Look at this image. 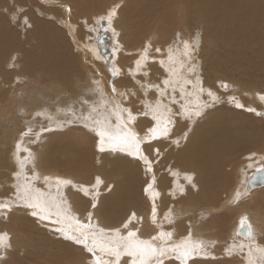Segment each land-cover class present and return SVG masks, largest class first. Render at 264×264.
Returning a JSON list of instances; mask_svg holds the SVG:
<instances>
[{
    "label": "rangeland",
    "instance_id": "374dc122",
    "mask_svg": "<svg viewBox=\"0 0 264 264\" xmlns=\"http://www.w3.org/2000/svg\"><path fill=\"white\" fill-rule=\"evenodd\" d=\"M136 1L132 2V4L130 0L116 1L120 7L117 8V15L111 27L115 28L120 35L115 37L111 28L106 23L103 25L104 21H101V18L95 17L96 15H93V13H88L87 16L85 14V17H83L82 13L75 6H71V9H73L69 14L65 8L42 4L41 0H0V10H8L7 12L0 11V41L6 42L0 46V166H2L0 167V201L13 196L15 191L12 187L15 183L13 173L18 169L11 154L14 151L16 141L20 138V133L30 126L34 133L39 134V140L35 144H32L29 142V138L25 137L22 146L31 148L37 157L39 156L36 170L39 173L42 172L40 174L42 177L49 175L51 177L55 176L54 178L60 177L72 180L77 185L91 184L89 186V195L87 196L83 192H77L75 189L70 191V186L69 188H62L61 191L69 197V204L71 198H74L77 202L75 206L77 211L74 212L71 208L69 215H73L74 213L77 217L84 220V217L87 219L89 213L92 214L94 210L99 208L98 215L100 220H103L104 225L101 226L105 229H115L116 227H122L132 214L135 213L136 217L142 218L138 223L134 220L133 224L135 222L136 228L141 232L138 235H141L143 239H150L153 236L154 230L162 228L165 231H172L175 235L173 237H176L177 241L183 239L185 235L187 237L189 231H192V239L199 236L202 240L207 241L209 243V255L207 258L195 256L190 258L193 260H188L187 264H192V261H194L193 264H245L242 258L246 253L228 257L224 254L223 250L233 243L240 244L242 241H245L246 244L248 243V238L237 235L240 219L243 216L248 217L253 228L256 225L254 229L258 230L259 234L257 232H255L256 235L255 233L253 234L256 238L259 235L258 242H264V186L256 188V190L250 192V195L248 193L242 201L235 204L236 206L228 203L234 198L233 196L229 198L232 191H245L247 179L250 177L249 174L255 171L256 168L252 167L250 169L252 161L254 162L257 156H260L258 165H264V117L258 115V113H264V101L260 100L258 95L264 94V25L260 21L254 23L255 29L252 28L250 33L245 32L243 28L237 27L238 32L231 31L226 36L225 32L222 35L217 34V32L213 33L215 30L207 24L199 23V21L196 22V20L193 22V18H189L191 14L188 16L182 11L180 4L171 6L169 0H145L143 3L138 0ZM245 1L250 3V0ZM109 2H106L107 4L104 2L105 7L110 5ZM61 3L71 5L67 0H61ZM104 4L101 6L103 7ZM17 10H20L18 18L13 15ZM103 12L104 10L98 13ZM220 14L224 15L221 12ZM24 17L28 18L31 27L25 26ZM164 17L165 19H163ZM225 18H229V16ZM238 20H243V15ZM37 22H42L48 28L43 29L39 33ZM223 24L225 25L226 32H229L230 23ZM87 28L91 31L88 32ZM92 29L96 30L92 31ZM197 35L200 36L201 41L200 48L196 53L195 62L199 65L201 86L205 90L211 89L215 92L221 98V102L208 109L203 117L194 121L176 118L177 122L174 126H171L172 130L167 139L155 140L150 145L147 144L143 147L145 155L153 151L151 153L153 154L152 156L155 157L154 155L156 154L158 156L153 158L151 155H148L152 161L153 172L156 176V186L154 187L160 193L155 201L157 211L159 212H157V221L162 222L161 226L158 227L151 221L152 199L149 196L150 194L145 192L147 184L151 181L152 173H147L143 161L138 160L139 163L134 162L133 165L125 164L124 167L130 170L123 171L118 167V164L115 165L113 163L118 154L113 153L114 156L112 155L108 159L106 157L109 155H107L108 152H99L97 146L99 137L94 131L90 130L91 125L89 128H86L83 123L77 122L57 128L55 120L50 122L45 117H36L35 113L43 110L55 114L57 108H65L71 103L77 111L78 116L81 112L87 115L89 105L81 108L79 101L88 99L91 104L93 101L97 102L99 100L98 96L91 93L93 81H99L101 88L104 84L105 87H108H106L107 89H110L111 83L115 82L118 92H135V96L129 95L128 99L123 101L124 106L131 108L134 113L143 111L145 110L144 101L150 100L149 102L154 103L159 97L154 88L148 89L147 95H145V89L141 88L140 84H161L162 86L163 79L168 78L169 73L167 71L164 72L166 68L161 67L159 60L165 59L167 62L168 47L182 49L181 40L191 41ZM77 37L78 39H76ZM117 41L121 45L120 52L114 58H110L112 50L116 48ZM149 42L151 44L154 43L152 44V49L149 51L150 59L143 69L148 75H143L142 71L133 76L132 72L135 69V61L139 58L144 46ZM91 43H94L96 46V51L93 54L90 51L86 53L85 47L82 46H89ZM246 46H252V48H246ZM157 47L161 48L163 52H155L154 49ZM242 47L243 49H241ZM27 48L31 49V52ZM96 55L102 58L98 59ZM21 56L23 57L21 58ZM14 57L16 62L13 60ZM95 58L96 60H94ZM109 64L119 67L121 69L120 74L117 76L111 75L108 67ZM127 71L131 72L128 73ZM137 81L140 84H137ZM225 83L229 85L227 89L222 87ZM169 93L171 94V89H169ZM106 97L109 99L107 95ZM229 97H235L237 101L244 105V108H237L235 102L229 103ZM95 99L97 100L95 101ZM201 99H208L206 91ZM164 102L167 103L168 99L165 98ZM172 107L175 111L179 108V104ZM248 108H255L256 112H249L247 111ZM21 110H23V114H21ZM2 113L4 114L2 115ZM58 119H64V117H58ZM238 120L245 124L241 125L242 123ZM217 121L224 125L234 122V125L239 124V126L245 127L244 131L239 129L241 135L236 137V140H240L241 144L237 146L235 151L226 150L219 152L220 156L214 157L213 155V160L217 158L220 161L214 164L213 167L201 170L197 164H199L200 159L205 157L204 154L208 157L207 154L210 152L203 148L202 143L198 142L204 140L205 145L207 143L211 144L217 141L214 138L217 137L220 127L232 129L222 126L223 124L215 126L214 124H217ZM136 123L141 128L140 133L144 134L147 128L151 127L154 122L151 121L150 116L140 115L133 126H136ZM46 127H51L53 131H42ZM185 133H187L186 139L184 138ZM244 137L248 140L244 139ZM249 138H253V140L249 141ZM175 140H179L181 145L173 143ZM77 142H79V146ZM249 143L251 144L249 145ZM70 144L74 146L76 154L77 147L88 150V162L91 170L87 171L84 167L74 170L75 168L64 169L63 166H50L49 169L56 173L50 172L44 174L41 170L40 158L46 153L48 148L54 147L51 150L50 161L55 159L59 160L60 163H64V150ZM158 147L160 149L159 153L156 152ZM199 151H202L203 154L199 155ZM22 155L26 154L22 153ZM121 155L122 157L126 156ZM211 155L209 154L208 158H211ZM119 160L124 161V159ZM125 161L128 162V160ZM172 173H177L178 176H174ZM29 175H31L30 171ZM184 175H193L194 182L198 188L192 189ZM97 176L106 180V183L101 184L98 190L92 186L95 185ZM54 178L51 191L53 195H56ZM239 180H241V183L235 185ZM124 181L126 182L124 183ZM79 182L82 184H78ZM110 184L113 185L111 186ZM179 185H183L186 189V196L176 195L177 197H175L171 195ZM35 186L45 192L48 191L42 179L35 181ZM109 187L112 189L109 190ZM195 191L196 193H194ZM92 192L93 194H90ZM90 196L91 198L97 197L95 200L98 204L97 209L91 207L94 200ZM124 196H130V199L127 201L129 202L131 211L130 213L129 209L125 211L128 215L122 211L123 208L117 205L118 200H120L119 198ZM104 200L114 201L112 208L113 215L116 217H114L115 220L110 219L109 221L106 213L102 214L105 206ZM163 208H165V214L171 210L174 223L169 224L164 219L165 214L160 212ZM11 213H9V216ZM126 216H129V218H126ZM0 219V231L5 230V232L10 234L12 238L11 243H13L14 247L11 250H2L3 259L0 260V264H88L91 258L90 254L80 247V245H74L72 242L64 240L59 234H56L55 228L43 223L40 224L38 220V222L31 223L30 225L26 223H20L19 227L15 225L20 230L12 231L14 225L11 224L10 218L5 219L4 217H0ZM260 219L262 221H258ZM12 221L15 223V219H12ZM260 225L263 227L260 228ZM16 234L18 236H15ZM201 238L197 237L195 240H201ZM230 238L232 239L230 240ZM238 238L241 242H239ZM211 254L216 256V259H212L213 256ZM174 260L175 257L173 256L171 260H166L165 264H170L171 262L172 264H180L179 261Z\"/></svg>",
    "mask_w": 264,
    "mask_h": 264
},
{
    "label": "snow or ice",
    "instance_id": "6c2138e0",
    "mask_svg": "<svg viewBox=\"0 0 264 264\" xmlns=\"http://www.w3.org/2000/svg\"><path fill=\"white\" fill-rule=\"evenodd\" d=\"M42 4L55 5L60 8L67 9L71 13V6L61 3V0H41ZM120 5L114 6L107 12L106 17H102L101 21L111 28L113 36L118 37L119 32L112 28L113 20L117 15V8ZM0 11L7 12V9ZM19 11L13 13L18 18ZM24 24L26 27H31L27 17H24ZM96 29H92L95 31ZM74 31V29H73ZM179 35V34H178ZM182 49L169 47L167 49V64L165 59H160L159 64L165 67L169 73L168 78L163 79L161 84H140V87L147 90L154 88L158 94V99L154 103L144 101L143 111L134 113L131 108L125 107L123 101L128 99V96H135V92L125 93L118 92L115 82L111 83L110 91L112 93L111 100L106 98V93L100 87L99 81H93L91 93L99 97L97 102L89 103L88 99L79 101L81 108L89 105L87 115L83 112L77 115V111L70 103L65 108H57L56 113L46 111H37L36 117H45L48 121L55 120L56 127L62 128L73 123H83L84 127L94 131L99 137L98 150L100 153L111 152L120 153L128 157L136 158L143 161L147 173H152L151 181L147 184L145 192L150 194L152 199L151 221L158 227L162 222L157 221V207L156 198L160 193L154 187L156 184V176L153 172L152 161L148 155L144 154L142 145H150L152 141L159 139H167L174 126L176 118H184L189 121H194L203 117L208 109L215 104L221 102V98L211 89L205 90L201 84V77L199 74V65L195 62L196 53L200 48V37L197 35L193 40H181ZM121 47L119 41L116 42L117 50ZM152 49L151 42L147 43L139 58L135 61V69L132 72L133 76L136 73L143 71L145 64L150 59L149 51ZM85 51H92L85 46ZM155 52L160 53L161 48L154 49ZM97 58H102L97 56ZM15 60V57L13 58ZM107 63V62H106ZM178 65V67H177ZM109 71L111 75L117 76L121 69L115 65L109 64ZM143 75L148 73L143 71ZM191 86V88H189ZM227 89V83L222 85ZM171 89V94L169 93ZM207 100H202L201 97L205 94ZM178 93V95H177ZM259 99L264 101V94H258ZM165 98L168 102L165 103ZM229 103L235 102L237 108H244V105L236 100L235 97H229ZM179 104L177 110H173V105ZM249 112H256L255 108H248ZM23 114V110H21ZM264 115V113H258ZM150 116L154 123L148 127L144 136L141 137L133 128V124L137 121L138 116ZM64 117V119H58ZM70 117V118H69ZM115 121V122H113ZM42 131H53L51 127L43 128ZM28 137L29 142L35 144L39 140V134L34 133L29 126L20 133V138L16 141L12 158L17 166V171L13 173L15 183L12 187L15 189L13 196L9 199L0 201V217L8 218L9 213L14 209L28 210V215L36 220L43 222L53 220L54 223L67 226L56 228V232L66 241L72 242L74 245L83 246V249L90 254L88 264H165V260H171L174 256L180 264H187L188 260L193 256L209 255L207 249L209 243L204 240H193L192 232L189 231L188 236L179 241L173 240L172 231H159L150 239H143L138 235L140 230L136 228L133 221L139 222L142 218L136 217L135 213L122 225V228L105 229L98 227L92 223V214L89 213L88 223H81L74 215H69L71 204L68 203V196L61 191L62 188H69L71 191L75 189L77 192H83L85 196L89 195V190L83 185L74 184L72 180L62 179L56 177L54 184L56 187V195L52 194L53 177L44 175L41 177L36 170L38 167V157L35 152L29 147H23L24 138ZM35 137V139H33ZM184 138H187L185 133ZM179 144V140L173 141ZM160 149H156L159 153ZM25 153L26 155H22ZM29 171L31 175H29ZM174 176L177 173H172ZM43 180L48 188L45 192L41 188L35 186V181ZM185 179L192 189H197V184L194 182L193 175H186ZM104 181L100 177H96L95 187L97 190ZM110 190V187H109ZM185 188L179 185L172 193L173 196L185 195ZM248 195L247 191L235 192L234 198L228 203L231 205L238 204ZM94 202L91 207L95 209L97 203L96 197H93ZM164 219L169 223H174V217L169 210L165 214ZM131 225V227H130ZM123 229V231H122ZM241 233L248 238V243H233L225 248V255L232 257L246 253L243 256L245 264H264V242H258L256 236L253 234V226L249 222L247 216L240 219V227L237 231L239 236ZM11 236L8 232H0V260L3 259L2 250H11L13 245L11 243ZM122 258L123 261H122ZM212 259H216L215 256Z\"/></svg>",
    "mask_w": 264,
    "mask_h": 264
},
{
    "label": "bare ground",
    "instance_id": "6f19581e",
    "mask_svg": "<svg viewBox=\"0 0 264 264\" xmlns=\"http://www.w3.org/2000/svg\"><path fill=\"white\" fill-rule=\"evenodd\" d=\"M71 5L70 6H75L79 11H80V13H82V16L83 17H85L84 15L86 14V16L88 15V13H93V15H96L95 17H98V18H102V17H106V15H107V12L109 11V10H111L114 6H116V5H119V4H117L116 3V1H121V0H67ZM108 1H110L109 3H110V5H108V6H106L105 7V4H107L106 2H108ZM112 1V2H111ZM131 1V4H132V2H137L136 0H130ZM139 2H144L145 0H138ZM147 1H150V0H147ZM156 1V0H155ZM163 1V0H162ZM104 2H105V4H104ZM169 2H170V5L172 6V5H174V6H176V4L177 5H181V7H182V11H184L188 16L191 14H193L192 16L190 15L189 16V18L191 19V17L193 18V22H194V20H196V22H198L199 21V23H204V24H207V25H209V26H211L210 28H213L214 30H215V32H213V33H216L217 32V34L219 33V34H223V32H225V35L226 36H228L229 34H230V32L232 31V32H238L237 31V27H240V28H243L244 30H245V32H247V33H250V31L252 30V28H254V23H257L258 21H260L261 23H262V25H264V0H250V3H248L247 1H245V0H169ZM102 4H104V6L102 7L101 5ZM130 4V3H129ZM136 5V4H135ZM149 6V5H148ZM155 6V5H154ZM74 7V8H75ZM141 7V6H140ZM144 7V6H143ZM147 7V6H146ZM165 7V6H164ZM180 7V6H179ZM131 8V7H130ZM73 9V8H72ZM141 9H142V7H141ZM102 10H104V12L103 13H98V12H100V11H102ZM138 10V9H137ZM137 10H135V11H137ZM133 11H134V9H133ZM167 11H169V10H167ZM66 12V11H65ZM138 12H139V10H138ZM220 12L222 13V14H224V15H221L220 14ZM94 13H96V14H94ZM145 13H147V12H145ZM175 13V12H174ZM184 13V14H185ZM70 14V13H69ZM136 14V13H135ZM140 14H142V13H140ZM143 15H144V13H143ZM241 15H243V20H238L239 19V17L241 16ZM137 16V15H136ZM166 16H167V14H166ZM170 16V15H169ZM194 16V17H193ZM226 16H229V18H225ZM71 17V16H70ZM91 17V16H90ZM95 17H93V19L95 18ZM116 18V17H115ZM167 18V17H166ZM188 18V17H187ZM186 18V19H187ZM188 18V19H189ZM74 19V18H73ZM85 19V18H84ZM87 19V18H86ZM163 19H165V17L163 18ZM70 20V19H69ZM71 20H72V18H71ZM94 20H96V19H94ZM99 20V19H98ZM146 20V19H145ZM178 20V19H177ZM181 20V19H180ZM84 21V20H83ZM133 21V20H132ZM168 21V20H167ZM184 21V20H183ZM134 22V21H133ZM133 22H132V24H133ZM179 22V21H178ZM36 23V22H35ZM38 24H37V29H38V31H39V33L43 30V29H45V28H48V26H45V25H43L42 24V22H37ZM135 23V22H134ZM138 23V22H137ZM158 23V22H157ZM166 23V22H165ZM223 23H230V25H231V27H230V30H229V32H226V30H225V28H224V24ZM128 24V23H127ZM192 24V23H191ZM191 24H189V25H191ZM203 24V25H204ZM40 25H41V27H40ZM51 25V24H50ZM198 25V24H197ZM71 27V26H70ZM116 27H117V25H116ZM151 27V26H150ZM263 27V26H262ZM41 28V29H40ZM58 28V27H57ZM71 28H73V27H71ZM121 28V27H120ZM146 28V27H145ZM205 28V27H204ZM1 29V28H0ZM88 29V32L89 31H91L89 28H87ZM119 29V28H118ZM123 29V28H122ZM121 29V30H122ZM255 29V28H254ZM36 30V29H35ZM239 30V29H238ZM162 31H163V29H162ZM55 32V31H54ZM76 34V33H75ZM74 34V35H75ZM235 34V33H234ZM234 34H232V35H234ZM38 35V34H37ZM40 35V34H39ZM123 35V34H122ZM164 35V34H163ZM201 35V34H200ZM127 36V35H126ZM125 36V37H126ZM129 36H131V35H129ZM237 36V35H236ZM240 36V35H239ZM1 37V36H0ZM71 37V36H70ZM200 37V36H199ZM221 37V36H220ZM242 37V36H241ZM240 37V38H241ZM6 38V37H5ZM87 38H89V37H87ZM91 38V37H90ZM89 38V39H90ZM93 38V37H92ZM154 38V37H153ZM159 38H160V36H159ZM191 38V37H190ZM214 38V37H213ZM244 38V37H243ZM76 39H78V37L76 38ZM129 39V38H128ZM216 39V38H215ZM218 39H220V38H218ZM228 39V38H227ZM251 39V38H250ZM80 40V39H79ZM126 40H127V38H126ZM34 41V40H33ZM81 41V40H80ZM119 41H121V40H119ZM201 41V40H200ZM229 41V40H228ZM8 42V41H7ZM78 42V41H77ZM219 42V41H218ZM243 42H244V40H243ZM249 42V41H248ZM3 43H6L5 41H0V46H2V44ZM9 43H11V42H9ZM8 43V44H9ZM121 43H122V41H121ZM154 43V42H153ZM152 43V44H153ZM169 43V42H168ZM231 43V42H230ZM241 43V42H240ZM246 43V42H245ZM29 44V43H28ZM27 44V45H28ZM78 44V43H77ZM132 44V43H131ZM159 44V43H158ZM157 44V45H158ZM163 44V43H162ZM219 44V43H218ZM242 44V43H241ZM6 45V44H5ZM4 45V46H5ZM9 45H11V44H9ZM19 45V44H18ZM125 45V44H124ZM216 45V44H215ZM225 45H227V44H225ZM244 45V44H243ZM247 45H249V44H247ZM32 46V45H31ZM83 47H85L84 45H82ZM164 46V45H163ZM233 46V45H232ZM83 47H80V48H83ZM89 49H92V51H90L92 54L96 51V46H95V44L94 43H91L89 46H87ZM130 47H131V45H130ZM244 47V46H243ZM243 47L241 48V49H243ZM254 47V46H253ZM43 48V47H42ZM121 48V47H120ZM120 48L117 50V48H115L114 50H112V53H111V55H110V58H114L115 57V55L117 56L118 54V52H120L119 50H120ZM166 48V47H165ZM169 48V47H168ZM232 48V47H231ZM237 48V47H236ZM245 48V47H244ZM246 48H252V46H246ZM22 49H23V47H22ZM28 49V48H27ZM85 49V48H84ZM132 49V48H131ZM133 49H134V47H133ZM167 49V48H166ZM29 50V49H28ZM27 50V51H28ZM31 50V49H30ZM29 50V51H30ZM34 50V49H33ZM32 50V51H33ZM125 50V49H124ZM129 50V49H128ZM20 51H22V50H20ZM44 51V50H43ZM136 51V50H135ZM244 52H245V50H243ZM31 52V51H30ZM81 52V51H80ZM163 52V51H162ZM8 53V52H7ZM21 53H23V52H21ZM48 53V52H47ZM53 53V52H52ZM84 53V52H83ZM86 53H89V51H86ZM98 53V52H97ZM103 53H105V52H103ZM126 53H127V51H126ZM259 53H260V51H259ZM25 54V53H24ZM31 54V53H30ZM30 54H29V56H30ZM46 54V53H45ZM85 54V53H84ZM84 54H82V55H84ZM91 54V55H92ZM200 54H201V52H200ZM46 55H48V54H46ZM124 55V54H123ZM261 55H262V53H261ZM76 56V55H75ZM85 56H87V55H85ZM96 56H98V55H96ZM23 56H21V58H22ZM123 57V56H122ZM124 57H125V55H124ZM198 57V56H197ZM8 58H10V57H8ZM90 59V58H89ZM98 59H100V58H98ZM121 59V58H120ZM124 59V58H123ZM158 59V58H157ZM20 60V59H19ZM94 60H96V58L94 59ZM33 61V60H32ZM38 61V60H37ZM2 62V61H1ZM10 62V61H9ZM15 62H16V60H15ZM20 62V61H19ZM95 62V61H94ZM65 63V62H64ZM67 63V62H66ZM92 63V62H91ZM167 63V62H166ZM7 64V63H6ZM21 64V63H20ZM95 64V63H94ZM200 64V63H199ZM8 65V64H7ZM6 65V66H7ZM133 65V64H132ZM3 66V65H2ZM35 66V65H34ZM178 66V65H177ZM9 67V66H8ZM95 67V66H94ZM149 67V66H148ZM96 68V67H95ZM94 68V69H95ZM128 68V67H127ZM131 68V67H130ZM6 69V68H5ZM151 69V68H150ZM93 70V69H92ZM123 70H125L124 68H123ZM159 70V69H158ZM6 71H8V70H6ZM126 71V70H125ZM144 71V70H143ZM165 71H167L166 69H164V72ZM28 72V71H27ZM93 72V71H92ZM128 72V71H127ZM126 72V73H127ZM131 72V71H130ZM130 72H128V73H130ZM159 72V71H158ZM3 73V72H2ZM7 73V72H6ZM9 73V72H8ZM17 73V72H16ZM127 73V74H128ZM161 73V72H160ZM124 75H126L125 73H123ZM16 75V74H15ZM19 75V74H18ZM161 76V75H160ZM204 76V75H203ZM18 77V76H17ZM60 77H61V75H60ZM163 78V77H162ZM165 79V78H164ZM101 85V84H100ZM232 86V85H231ZM107 87V86H106ZM105 87V85L103 84V86H102V88H103V90L105 91V93H106V95L109 97V100H111V98H112V93H111V91H110V89H107ZM258 94V93H257ZM257 96V95H256ZM96 97V96H95ZM97 98V97H96ZM107 98V97H106ZM94 100V99H93ZM97 99H95V101H96ZM92 101V100H91ZM150 101V100H149ZM94 102V101H93ZM258 102H260V101H258ZM4 113H2V115H3ZM4 117V116H3ZM223 118V117H222ZM212 120V119H211ZM217 120V119H216ZM216 120H214V121H216ZM226 121V120H225ZM239 121V120H238ZM218 122V121H217ZM216 122V123H217ZM227 122V121H226ZM233 122V121H232ZM239 122H241L242 124L241 125H243V124H245L244 122H242V121H239ZM147 123V122H146ZM179 123V122H178ZM137 124V123H136ZM140 124V123H139ZM143 124V123H142ZM214 124V123H213ZM223 124V123H222ZM221 123H217V124H214L215 126H219V125H222ZM146 125V124H145ZM212 125V124H211ZM222 126H226V127H230V128H232V129H225V128H223V127H220V129H219V131L217 132V137H215L214 139H216L217 141L216 142H213V143H207V145H205L206 143H205V141L204 140H202L201 142H198V143H202V145H203V148H205L208 152H210L209 154L211 155V158H208L209 157V154H207L208 155V157L206 156V154H204L205 155V157L204 158H202V159H200V161H199V164H197L198 166H199V169H204V168H210V167H213L214 166V164H216V163H218L219 161H220V159L219 160H217V158H214L215 160H213V155H214V157H216L217 155H219V152H221V151H226V150H230L231 152L232 151H235V149H237V146L239 145V144H241V141L240 140H236V137L237 136H239V135H241L240 133H239V129H241V130H245V127H242V126H239V124L238 125H234V122L233 123H229V124H223ZM150 127V126H149ZM250 127V126H249ZM133 128L135 129V131L136 132H138L139 134H140V136L141 137H143L144 136V134L143 133H140V126L137 124L136 126H133ZM139 129V130H138ZM183 130V129H182ZM251 130V129H250ZM143 131H145V130H143ZM180 131V130H179ZM255 131V130H254ZM179 133V132H178ZM180 134V133H179ZM210 134V133H209ZM212 134V136H213V132L211 133ZM195 135V134H194ZM174 136H176V135H174ZM207 136H209V135H207ZM259 136H261V135H259ZM203 137V136H202ZM174 138V137H173ZM206 138V137H205ZM239 138V137H238ZM242 138V137H241ZM195 139V138H194ZM202 139V138H201ZM200 139V140H201ZM204 139V138H203ZM213 139V138H212ZM244 139H246L245 137H244ZM164 140V139H163ZM246 140H248V139H246ZM253 140V138H249V141H252ZM208 141H209V139H208ZM192 142H194V141H192ZM78 143V146L80 145L79 144V142H77ZM165 143V142H164ZM152 144H155V143H152ZM180 144V143H179ZM251 143H249V145H250ZM147 144H145V145H142V147H144V146H146ZM166 145V144H165ZM181 145V144H180ZM154 146V145H153ZM153 146H151V147H153ZM167 146V145H166ZM200 146V145H199ZM205 146V147H204ZM242 146V145H241ZM155 147V146H154ZM161 147V146H160ZM54 147H52V148H48V150L46 151V153L40 158V163H41V170L43 171V173L44 174H48V173H56L55 171H52V170H50L49 168H50V166H52V167H62L63 166V168L64 169H72V168H75L74 170H77V168H79V167H84L87 171H90L91 169H90V167H89V162H88V158H89V154H88V150L87 149H79V147H77V154H76V150H75V148H74V146L72 145V144H70L64 151V157H65V160H64V163H60L59 162V160L57 161V160H55V159H53L52 161H50V159H49V157L52 155V152H51V150L53 149ZM146 148V147H145ZM158 149H159V147H158ZM146 150V149H145ZM147 150H148V148H147ZM146 150V151H147ZM205 150V151H206ZM150 151H151V149H150ZM206 151V152H207ZM153 152V151H152ZM151 152V153H152ZM170 152V151H169ZM181 152V151H180ZM202 151H199L198 152V154L199 155H201V154H203V152L201 153ZM145 153V152H144ZM149 153V152H148ZM148 154V155H153V154ZM179 153V152H178ZM181 153H183V152H181ZM186 153V152H185ZM41 154V153H40ZM109 154V155H108ZM118 154V155H117ZM220 154H222V153H220ZM224 154V153H223ZM230 154V153H229ZM258 154V153H257ZM256 154V155H257ZM39 155V154H38ZM107 155L108 156H106L108 159H110V156L112 157V155L114 156V154L113 153H111V152H108L107 153ZM116 155L118 156L117 158H116V160H114L115 162H113V163H115V165H119L118 167H120V169H122L123 171H128V170H130V169H128V168H125L124 167V165L125 164H128V165H133L134 164V162H138L139 163V161H138V159H136V158H133V157H128V156H125V157H122V155L120 154V153H116ZM121 155V156H120ZM203 155V156H204ZM259 155V154H258ZM155 157H158L157 156V154L156 155H154ZM161 156V155H160ZM166 156V155H165ZM175 156V155H174ZM197 156V155H196ZM220 156V155H219ZM218 156V157H219ZM229 156V155H228ZM231 156V155H230ZM39 157V156H38ZM153 157V156H152ZM155 157H153V158H155ZM183 157V156H182ZM200 157V156H199ZM166 158V157H165ZM119 159H124V161H121V160H119ZM150 159V158H149ZM171 159V158H170ZM183 159V158H182ZM196 159V158H195ZM199 159V158H198ZM125 160H128V162H126ZM155 160V159H154ZM153 160V161H154ZM202 160H203V163H202ZM250 160V159H249ZM263 160V159H262ZM250 161H252V160H250ZM260 161V156L258 157L257 156V158L254 160V162L252 161V163L250 164V169L252 168V167H256L255 168V171H256V169H260V168H262V167H264V165H258V162ZM39 162V161H38ZM137 163V164H138ZM171 163V162H170ZM184 163V162H183ZM164 164H166V163H164ZM186 164V163H185ZM191 164V163H190ZM221 164V163H220ZM161 165V164H160ZM159 165V166H160ZM193 165V164H192ZM172 166H174V165H172ZM197 166V167H198ZM0 167H2V166H0ZM146 168V167H145ZM161 168V167H160ZM170 168V167H169ZM194 168V167H193ZM215 168V167H214ZM192 169V168H191ZM233 169V168H232ZM180 170V169H179ZM205 170V169H204ZM248 170V169H247ZM247 170H245L246 172H247ZM170 171V170H169ZM177 171V170H176ZM181 172V171H180ZM203 172V171H202ZM206 172V171H205ZM211 172V171H210ZM254 172V171H253ZM252 172V173H253ZM42 173V172H41ZM40 173V174H41ZM190 173V172H189ZM188 173V174H189ZM218 173V172H217ZM252 173H250V174H252ZM43 174V175H44ZM101 174V173H100ZM185 174H187V173H185ZM195 174V173H194ZM206 174V173H205ZM216 174V173H215ZM249 174V176H251ZM219 175V174H218ZM53 176V175H52ZM70 176V175H69ZM96 176V175H95ZM161 176H163V175H161ZM178 176V175H177ZM176 176V177H177ZM184 176H186V175H184ZM183 176V177H184ZM207 176V175H206ZM244 176V175H243ZM248 176V177H249ZM42 177V176H41ZM55 176H53V178H54ZM63 177V176H62ZM98 177V176H97ZM166 177V176H165ZM170 177V176H169ZM73 178H75V177H73ZM160 178V177H159ZM250 178V177H249ZM248 178V179H249ZM55 179V178H54ZM72 179V178H71ZM94 179H95V177H94ZM102 179V178H101ZM163 179V178H162ZM166 179V178H165ZM169 179V178H168ZM175 179V178H174ZM173 179V180H174ZM206 179V178H205ZM204 179V180H205ZM224 179V178H223ZM75 180V179H74ZM103 181H104V183H106V180H104V179H102ZM149 180V179H148ZM207 180V179H206ZM215 180V179H214ZM123 181V180H122ZM245 181V180H244ZM78 182V181H77ZM126 181H124V183H125ZM158 182V181H157ZM215 182V181H214ZM103 183V184H104ZM162 183V182H161ZM238 183H241V180H239L238 182H236L235 183V185H237ZM78 184H82V183H78ZM129 184V183H128ZM159 184V183H158ZM226 184V183H225ZM83 186H85V187H87L88 188V190H89V186L91 185V184H82ZM111 186L113 185V184H110ZM205 185V184H204ZM92 186H94V185H92ZM106 186V185H105ZM110 186V187H111ZM134 186V185H133ZM156 186V185H155ZM199 186V185H198ZM202 186V185H201ZM114 187V186H113ZM159 187V186H158ZM215 187V186H214ZM92 188V187H91ZM93 188H95V187H93ZM92 188V189H93ZM116 188V187H115ZM198 188V187H197ZM204 188V187H203ZM99 189H100V186H99ZM105 189V188H104ZM110 189H112V188H110ZM223 189V188H222ZM62 190V189H61ZM186 190V189H185ZM210 190V189H209ZM254 190H256V189H252V190H248V189H246V191H247V193H249V195H250V192H252V191H254ZM91 191V190H90ZM108 191V190H107ZM122 191V190H121ZM163 191V190H162ZM205 191V190H204ZM94 192V191H93ZM93 192L92 193H90V194H93ZM110 192V191H109ZM190 192V191H189ZM198 192V191H197ZM95 193V192H94ZM98 193V192H97ZM106 193V192H105ZM188 193V192H187ZM194 193H196V191L194 192ZM102 194H104L103 192H102ZM101 194V195H102ZM131 194V193H130ZM167 194V193H166ZM208 195H209V193H207ZM231 195H230V197L229 198H231L232 196L234 197V194H235V192L234 191H232L231 193H230ZM109 195V194H108ZM112 195V194H111ZM141 195V194H140ZM172 195V194H171ZM215 195V194H214ZM74 196V195H73ZM103 196V195H102ZM150 196V195H149ZM179 196H181V195H179ZM186 196V195H185ZM197 196V195H196ZM112 197V196H111ZM133 197H134V195H133ZM175 197H177V196H175ZM184 197V196H183ZM189 197V196H188ZM69 198V197H68ZM89 198V197H88ZM90 198H91V196H90ZM89 198V199H90ZM179 198V197H178ZM181 198V197H180ZM91 199H93V198H91ZM90 199V200H91ZM96 199H97V197H96ZM113 199H115V198H113ZM120 200H118V204L117 205H119L121 208H123V212L125 213V214H127V212H125V211H127L128 209H129V213H130V206H129V202L127 201V200H129L130 199V196L129 197H121V198H119ZM175 199V198H174ZM173 199V200H174ZM183 199V198H182ZM233 199V198H232ZM110 200V199H109ZM109 200H104V203H105V206H104V208H103V210H102V214L103 213H106V215H107V217H108V220L110 221V219H114V217H115V215H113V203H114V201L113 202H110ZM191 201V200H190ZM80 202V201H79ZM78 202V203H79ZM85 202V201H84ZM98 202V201H97ZM185 202V201H184ZM90 203H92V202H90ZM99 203H100V200H99ZM153 203V202H152ZM190 203V202H189ZM70 204H71V208L74 210V212L75 211H77L76 210V205H77V202H76V200L74 199V198H71V200H70ZM84 204V203H83ZM159 204V203H158ZM181 204V203H180ZM98 205V204H97ZM168 205V204H167ZM84 206V205H83ZM233 206V205H232ZM236 206V205H235ZM74 207V208H73ZM87 207H88V205H87ZM176 207V206H175ZM183 207V206H182ZM97 209V208H96ZM172 209H174V208H172ZM187 209V208H186ZM213 210H216V209H213ZM92 211V210H91ZM99 211H100V209L98 208L97 210H94L93 212H92V223L94 224V225H97L98 227H100L101 225H103V220L101 219L100 220V218H99V215H98V213H99ZM183 211V210H182ZM88 212V211H87ZM116 212V211H115ZM158 212V211H157ZM162 214H165L164 212H165V208H163V209H161V211H160ZM167 212V211H166ZM176 212V211H175ZM185 212V211H184ZM216 212V211H215ZM26 213H28V210H24V209H14L13 210V212L10 214V216L8 215V218H10V221H11V224H13L14 225V227L12 228V231H17V230H20V228H17L15 225H18V227H19V224L20 223H22V224H24V223H26V224H28V225H30L31 223H34V222H38L36 219H33L32 217H30L29 215L27 216V214ZM73 213V212H72ZM159 213V212H158ZM77 214V213H76ZM79 214V213H78ZM119 214V213H118ZM148 214V213H147ZM70 215H72V214H70ZM73 215L77 218V219H79L80 221H82L81 223H88L89 221H88V216H89V214L87 215V219L84 217V220L82 219V218H80V217H77L74 213H73ZM120 215V214H119ZM124 215V214H123ZM128 215V214H127ZM131 215V214H130ZM182 215V214H181ZM243 215V214H242ZM85 216H86V214H85ZM121 216H122V214H121ZM158 216V215H157ZM117 217H118V215H117ZM147 217H148V215H147ZM258 217V216H257ZM116 218V217H115ZM126 218H129V216L127 217L126 216ZM161 218H162V216H161ZM261 218V217H260ZM12 219H15V223H13V221H12ZM56 218L55 217H53V220H55ZM147 219H150V218H147ZM1 220V219H0ZM53 220H49V221H43V222H38V223H40V224H46V225H48L49 227H53V228H58V227H62V226H64V227H66L67 226V223L68 222H66L64 225H61V224H58V223H54L53 222ZM115 220V219H114ZM113 220V221H114ZM125 220V219H124ZM164 220V219H163ZM112 221V222H113ZM121 221V220H120ZM258 221H262L261 219L260 220H258ZM118 222V221H117ZM137 222V221H136ZM145 222V221H144ZM48 223V224H47ZM124 223V222H123ZM138 223V222H137ZM141 223V222H140ZM143 223V222H142ZM146 223V222H145ZM251 223V222H250ZM36 224V223H35ZM113 224V223H112ZM119 224V223H118ZM118 224H116V225H118ZM121 224V223H120ZM134 224H135V222H134ZM252 224V223H251ZM262 224V223H261ZM115 225V226H116ZM43 226V225H42ZM104 226V225H103ZM136 226V225H135ZM142 226V225H141ZM151 226H152V224H151ZM253 226V225H252ZM255 226L256 225H254V228H255ZM264 226V225H263ZM263 226H259L260 228L261 227H263ZM102 227V226H101ZM113 227V226H112ZM156 227V226H155ZM240 227V226H239ZM2 228V227H1ZM116 228H118V227H116ZM120 228H122V227H120ZM140 228V227H139ZM144 228V227H143ZM253 228V233H255V232H257L258 230H255ZM54 229V230H55ZM111 229H113V228H111ZM157 229V228H156ZM151 230V229H150ZM161 230H163V231H165L164 229H162V228H160V229H158V230H154V233H153V236L154 235H156L159 231H161ZM22 231V230H21ZM141 231H143V230H141ZM145 231V230H144ZM174 231V230H173ZM193 231H194V229H193ZM0 232H5V230H1ZM175 232V231H174ZM192 232V231H191ZM264 232V231H263ZM11 233V232H10ZM54 233V232H53ZM52 233V234H53ZM141 233V232H140ZM139 233V234H140ZM194 233V232H193ZM233 233V232H232ZM258 234H259V232H257ZM260 233H261V231H260ZM17 234H19V233H17ZM15 235V236H18V235ZM56 234H59V233H57L56 232ZM149 234V233H148ZM176 234V233H175ZM257 234V235H258ZM12 235V234H11ZM174 235V234H173ZM177 235V234H176ZM180 235V234H179ZM188 235V234H187ZM193 235V234H192ZM197 235H199V234H197ZM196 235V236H197ZM255 235H256V233H255ZM260 235H262V234H260ZM175 236V235H174ZM234 236V235H233ZM263 236V235H262ZM142 237V236H141ZM148 237V236H147ZM146 237V238H147ZM185 237H186V235H185ZM184 237V238H185ZM198 238H201V237H199V236H197ZM197 237L196 238H194L193 237V239L195 240V239H197ZM232 237V236H231ZM238 237V236H237ZM237 237H235V238H237ZM151 238V237H150ZM176 237H173V240H176L175 239ZM183 238V239H184ZM247 238V237H246ZM258 238H259V235H258ZM257 238V239H258ZM232 238H230V240H231ZM19 240V239H18ZM201 240H202V238H201ZM234 240V239H233ZM237 240V239H236ZM238 240H239V238H238ZM237 240V241H238ZM262 240H263V238H262ZM177 241V240H176ZM19 242V241H18ZM234 242H236V241H234ZM239 242H241L240 240H239ZM238 242V243H239ZM241 243H244V244H246V242L245 241H242ZM13 244V243H12ZM19 244V243H18ZM79 246V245H78ZM17 247H18V245H17ZM16 247V248H17ZM80 247H82L83 248V246H80ZM14 248V247H13ZM12 248V249H13ZM19 249V248H18ZM22 249H24V248H22ZM22 252H23V250H21ZM207 251H208V249H207ZM224 251V250H223ZM216 254V253H215ZM225 254V253H224ZM7 255V254H6ZM212 256H213V254H211ZM227 256V255H226ZM193 257H195V256H193ZM216 257V256H215ZM223 257H225V256H223ZM240 257V256H239ZM173 258V257H172ZM192 258V257H191ZM241 259V258H240ZM243 259V258H242ZM190 260H193V259H189V261ZM239 260V259H238ZM13 261V260H12ZM16 261V260H15ZM123 261V260H122ZM166 261V260H165ZM174 261H176V259L174 260ZM178 261V260H177ZM180 262V261H179ZM193 262L194 261H192V264H193ZM1 263V262H0ZM166 263V262H165ZM190 263V262H189ZM170 264H172V262L170 263ZM178 264V263H177Z\"/></svg>",
    "mask_w": 264,
    "mask_h": 264
},
{
    "label": "water",
    "instance_id": "95a60500",
    "mask_svg": "<svg viewBox=\"0 0 264 264\" xmlns=\"http://www.w3.org/2000/svg\"><path fill=\"white\" fill-rule=\"evenodd\" d=\"M105 23L106 22H103V25H105ZM260 116L264 117V115H260ZM250 175H251L250 178L247 179L246 189L252 190L264 186V167L260 169H256V171H254ZM240 235L246 237L245 235H243V233H241Z\"/></svg>",
    "mask_w": 264,
    "mask_h": 264
}]
</instances>
